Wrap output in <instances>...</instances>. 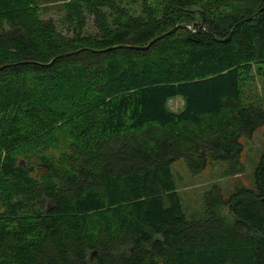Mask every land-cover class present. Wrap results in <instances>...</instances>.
Listing matches in <instances>:
<instances>
[{"label":"trees","instance_id":"16d2710c","mask_svg":"<svg viewBox=\"0 0 264 264\" xmlns=\"http://www.w3.org/2000/svg\"><path fill=\"white\" fill-rule=\"evenodd\" d=\"M259 128L264 0H0V264H264V149L190 218L172 172Z\"/></svg>","mask_w":264,"mask_h":264},{"label":"rangeland","instance_id":"374dc122","mask_svg":"<svg viewBox=\"0 0 264 264\" xmlns=\"http://www.w3.org/2000/svg\"><path fill=\"white\" fill-rule=\"evenodd\" d=\"M60 16V13L51 10L44 15V19L52 18L58 23ZM259 82V80L256 81L257 84ZM182 103L180 97H175L169 101L168 106L171 111L177 112L181 110ZM241 141L244 146L241 158L242 167L241 172L235 176L226 175L227 164L224 162L211 163L202 173L197 175H193L187 170L182 159L173 163L172 172L176 188L188 218L194 211L198 210L202 195L212 185L219 186L225 196L235 193L242 187L247 189L254 187V166L264 149V128L257 129L252 138H242Z\"/></svg>","mask_w":264,"mask_h":264},{"label":"water","instance_id":"95a60500","mask_svg":"<svg viewBox=\"0 0 264 264\" xmlns=\"http://www.w3.org/2000/svg\"><path fill=\"white\" fill-rule=\"evenodd\" d=\"M162 36H159L157 38H155L150 44L154 43L155 41H157L158 39H160Z\"/></svg>","mask_w":264,"mask_h":264},{"label":"crops","instance_id":"0c3cea01","mask_svg":"<svg viewBox=\"0 0 264 264\" xmlns=\"http://www.w3.org/2000/svg\"><path fill=\"white\" fill-rule=\"evenodd\" d=\"M183 104V103H182Z\"/></svg>","mask_w":264,"mask_h":264}]
</instances>
